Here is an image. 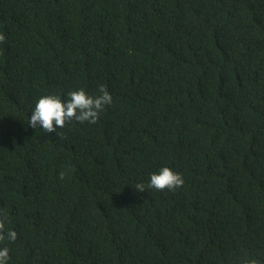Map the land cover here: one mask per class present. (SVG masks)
Here are the masks:
<instances>
[{
  "label": "trees",
  "instance_id": "obj_1",
  "mask_svg": "<svg viewBox=\"0 0 264 264\" xmlns=\"http://www.w3.org/2000/svg\"><path fill=\"white\" fill-rule=\"evenodd\" d=\"M0 223L8 264H264V0H0Z\"/></svg>",
  "mask_w": 264,
  "mask_h": 264
},
{
  "label": "clouds",
  "instance_id": "obj_2",
  "mask_svg": "<svg viewBox=\"0 0 264 264\" xmlns=\"http://www.w3.org/2000/svg\"><path fill=\"white\" fill-rule=\"evenodd\" d=\"M99 91L100 94L95 97L89 95L83 88L70 91L65 97L54 94L41 95L30 110L28 125L33 129L56 133L57 129L62 128L73 118L78 122L95 123L104 106L112 103L110 93L103 86ZM183 183V177L179 172L163 166L150 174L147 184L137 183L136 189L139 193H143L146 187L171 191L179 188ZM3 227V223H0V229ZM16 237L17 233L14 230L0 232V239L15 241ZM9 259V248L0 247V264H8ZM242 264H258V261L249 257Z\"/></svg>",
  "mask_w": 264,
  "mask_h": 264
}]
</instances>
